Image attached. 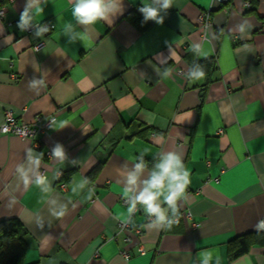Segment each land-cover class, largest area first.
Masks as SVG:
<instances>
[{
	"label": "crops",
	"instance_id": "0c3cea01",
	"mask_svg": "<svg viewBox=\"0 0 264 264\" xmlns=\"http://www.w3.org/2000/svg\"><path fill=\"white\" fill-rule=\"evenodd\" d=\"M25 3L0 0L12 21L0 20V123L11 109L20 121L41 114L68 125L34 139L0 132V220L17 218L27 228L25 261L199 264L210 250L221 264H264V246L234 260L227 254L233 238L255 232L264 220V0H175L163 25L144 22L142 0H124L123 15L98 22L85 45L62 36V24L75 23L68 0H48L38 19L52 28L40 38L17 27ZM205 12L207 27L200 19ZM245 21L250 27L241 38L237 26ZM193 43L207 57H197ZM209 58L213 72L199 81L186 78ZM33 78L45 81L38 93L28 86ZM56 143L77 166L49 159ZM28 150L44 153L40 170L55 198L68 205L61 219L50 215L35 185L17 177ZM161 150H180L191 173L179 223L150 231L141 210L119 229L127 210L123 164L143 154L150 166ZM84 177L94 189L91 200L82 199L87 188L81 196L71 191L73 180Z\"/></svg>",
	"mask_w": 264,
	"mask_h": 264
},
{
	"label": "clouds",
	"instance_id": "9594fccd",
	"mask_svg": "<svg viewBox=\"0 0 264 264\" xmlns=\"http://www.w3.org/2000/svg\"><path fill=\"white\" fill-rule=\"evenodd\" d=\"M71 5V13L75 23L68 21L62 24V36L67 43L86 44L91 40V32L98 22L111 24L114 19L123 15L125 11L124 0H68ZM175 0H142V6L138 11L143 15L145 23L148 21L163 25L168 10L174 6ZM48 0H26L23 11L17 22V27L22 32L32 31L37 38L43 37L51 31L48 23H42L39 17L44 14V7ZM250 25L242 22L237 26L241 38L245 35ZM191 51L197 57H207L208 52L204 50L201 43H193ZM158 75L160 74L157 71ZM170 75L169 71L163 73ZM205 71L202 65L195 63L186 74V78L192 81H199L205 78ZM45 81L43 78L29 80V88L39 92ZM65 122L57 123L50 120L49 127L59 130L67 127ZM44 153L28 150L23 163L17 165L16 174L20 182L25 186L35 185L49 205L50 215L61 219L68 213V205L60 202L52 194V181L40 171ZM65 168L68 164L78 165L77 159H70L65 147L56 143L51 149L50 158ZM62 172L58 170L57 176ZM122 193L127 205L124 215L125 223H132L134 214L138 211L148 217V223L144 225L148 230H171L179 223L181 207L189 201L188 192L191 184V173L188 170L183 153L180 150H161L149 166L144 155H139L132 162H125L121 172ZM87 177L78 182L73 180L72 194L81 196L80 193L87 188V195L82 199L91 200L94 189L88 187ZM10 203H14V198ZM75 207V205H73ZM35 223L43 230L45 222L42 217H37ZM50 227V225H49ZM256 231H264V220L255 225ZM199 264H221L222 258L218 253L205 251L199 257ZM237 264H240L238 261Z\"/></svg>",
	"mask_w": 264,
	"mask_h": 264
},
{
	"label": "trees",
	"instance_id": "16d2710c",
	"mask_svg": "<svg viewBox=\"0 0 264 264\" xmlns=\"http://www.w3.org/2000/svg\"><path fill=\"white\" fill-rule=\"evenodd\" d=\"M201 65L206 74L215 70L213 58L202 61ZM28 236L27 228L19 219L0 220V264H37L36 261H25L29 246ZM254 245L264 246V231L248 232L233 238L227 249L229 260L244 255Z\"/></svg>",
	"mask_w": 264,
	"mask_h": 264
},
{
	"label": "built area",
	"instance_id": "2783aa9c",
	"mask_svg": "<svg viewBox=\"0 0 264 264\" xmlns=\"http://www.w3.org/2000/svg\"><path fill=\"white\" fill-rule=\"evenodd\" d=\"M222 1V0H220ZM6 8L4 6H0V20H7L6 19ZM201 22L203 23L204 27H207L210 24L209 20V12H205L200 17ZM8 24H11V20H7ZM47 23V22H42ZM49 24V23H48ZM50 28H52V25ZM32 31L25 32L26 34L31 33ZM43 44V40H40L35 43L34 49L38 50ZM15 78V75H13ZM16 79V78H15ZM50 120H53L52 117H44L41 114H37L34 119L30 122L27 121H20L16 117L15 113L11 109H6L3 116V121L0 123V132L5 134H16L22 138H29L34 139L38 134L44 133L49 129ZM44 173V170H40ZM197 225V224H195ZM119 229H126L128 227V223L121 221L118 225ZM136 232H140L139 229H136ZM129 239V238H126ZM140 252H144L142 247L139 248ZM122 254L125 257L129 256V253L125 250L122 251Z\"/></svg>",
	"mask_w": 264,
	"mask_h": 264
}]
</instances>
